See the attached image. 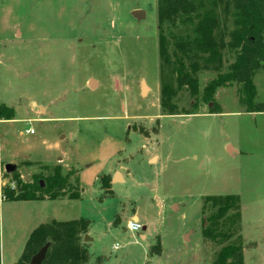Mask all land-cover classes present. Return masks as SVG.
Here are the masks:
<instances>
[{
    "label": "rangeland",
    "instance_id": "rangeland-1",
    "mask_svg": "<svg viewBox=\"0 0 264 264\" xmlns=\"http://www.w3.org/2000/svg\"><path fill=\"white\" fill-rule=\"evenodd\" d=\"M222 28H234L232 12ZM239 52L201 71L200 90ZM253 77L264 103V62ZM243 96L234 82L196 114L187 90L176 114L162 106L157 0H0V187L17 188L13 172L30 183L51 173L45 165L74 169L82 197L40 205L82 209L94 263L214 264L221 246L203 242V198L239 194L245 264H264V112H248ZM134 213L147 231L129 230ZM3 238L2 264H15L25 241Z\"/></svg>",
    "mask_w": 264,
    "mask_h": 264
},
{
    "label": "trees",
    "instance_id": "trees-1",
    "mask_svg": "<svg viewBox=\"0 0 264 264\" xmlns=\"http://www.w3.org/2000/svg\"><path fill=\"white\" fill-rule=\"evenodd\" d=\"M233 14V29L222 28L228 14ZM159 26V66L162 106L176 114L172 102L179 91L187 90L197 97L193 102L196 114L200 102L212 104L218 88L234 82L241 85L246 110L264 112V103L256 102L255 71L264 62V0H157ZM240 49L227 72L219 73L201 91L198 75L203 70H219L224 59ZM212 113H219L214 105ZM13 116V115H12ZM7 119H12L8 117ZM47 176L39 172L33 181L23 183L17 172L13 180L17 188L0 187L1 201L80 199L81 187L74 169L66 175L62 166H43ZM75 180H72V177ZM102 188L113 194L108 176L101 178ZM212 211L203 218V242L221 246L214 264H245L242 229L241 197L239 194L206 195L202 212ZM90 221L84 217L42 223L30 234L17 264H31L32 258L48 245L42 264H87L90 254L84 237ZM161 253V243L152 247ZM1 264V250H0Z\"/></svg>",
    "mask_w": 264,
    "mask_h": 264
},
{
    "label": "crops",
    "instance_id": "crops-1",
    "mask_svg": "<svg viewBox=\"0 0 264 264\" xmlns=\"http://www.w3.org/2000/svg\"><path fill=\"white\" fill-rule=\"evenodd\" d=\"M229 147L232 149V152L237 151L236 147H234L233 145L230 144L228 145V148ZM124 178L125 177L123 175L122 179ZM48 200L50 199L13 201L14 202L13 205H10V206L8 205L5 206V203L7 201H1L0 202V239L1 241H3L4 232H6L8 236L11 237L12 240L17 241L22 238L26 244L32 231L36 229L42 223L51 222L54 219L59 220V221H66V220L78 219L82 217L81 216L83 214L82 209L79 210V209H44L42 208L40 204ZM57 200L63 201V200H75V199L64 198V199H55L51 201H57ZM135 217H137V220L140 222L139 215L134 213L132 218L135 219ZM143 229L147 231L146 223H143ZM87 234L89 235V232ZM141 238L147 239L148 238L147 233L146 232L141 233ZM91 240L92 238L90 237L89 245H90ZM152 245H150L149 247H151ZM98 256L100 255H97V257ZM90 257H91L90 259L91 263H88V264H102V262H99V261L95 263L92 262L93 257L91 255ZM160 257H161L160 255H156L154 256V260L157 261L158 258ZM2 260L4 261L3 247L1 250V264H2ZM157 262H154V264ZM15 264H17V262H15Z\"/></svg>",
    "mask_w": 264,
    "mask_h": 264
},
{
    "label": "water",
    "instance_id": "water-1",
    "mask_svg": "<svg viewBox=\"0 0 264 264\" xmlns=\"http://www.w3.org/2000/svg\"><path fill=\"white\" fill-rule=\"evenodd\" d=\"M134 14L137 15L138 17H144L145 12L139 10V11H135ZM93 84H94V82H91L92 87H93ZM146 91H147V86L145 85V83H143V92L145 93ZM40 108L42 111H44V107L41 106ZM14 169H15V166L12 164H8L6 166V170L9 172L14 171ZM122 180L123 179H122V176L120 175V173H115V175L113 177V181H122ZM135 220H137V217H135ZM84 240L89 241L90 236L88 234H86L84 237ZM47 250H48V245H46L44 248H42V250L32 258L31 264H42L44 259H45Z\"/></svg>",
    "mask_w": 264,
    "mask_h": 264
},
{
    "label": "built area",
    "instance_id": "built-area-1",
    "mask_svg": "<svg viewBox=\"0 0 264 264\" xmlns=\"http://www.w3.org/2000/svg\"><path fill=\"white\" fill-rule=\"evenodd\" d=\"M27 132L29 133H33V130L31 129H27ZM128 228L131 231H137L140 232L143 229V225L142 223H140L138 220L135 219H130L129 223H128ZM119 248V244L114 245V249H118Z\"/></svg>",
    "mask_w": 264,
    "mask_h": 264
}]
</instances>
